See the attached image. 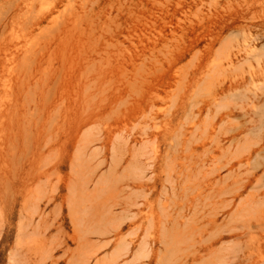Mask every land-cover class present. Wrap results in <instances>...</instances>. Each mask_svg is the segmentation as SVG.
<instances>
[{"label":"rangeland","instance_id":"obj_1","mask_svg":"<svg viewBox=\"0 0 264 264\" xmlns=\"http://www.w3.org/2000/svg\"><path fill=\"white\" fill-rule=\"evenodd\" d=\"M5 131L0 264H264V0H0Z\"/></svg>","mask_w":264,"mask_h":264},{"label":"bare ground","instance_id":"obj_2","mask_svg":"<svg viewBox=\"0 0 264 264\" xmlns=\"http://www.w3.org/2000/svg\"><path fill=\"white\" fill-rule=\"evenodd\" d=\"M12 132V131H11ZM8 136H7V132L5 131V132H3V134H0V147L2 148V147H4V144L6 143V138H7ZM12 137H13V135H12ZM15 137V136H14ZM8 139V138H7ZM14 139V138H13ZM13 139H11V143H12V140ZM16 139V138H15ZM15 139L13 140V142L15 141ZM8 141H10L9 139H8ZM1 153V152H0ZM250 258V257H249Z\"/></svg>","mask_w":264,"mask_h":264}]
</instances>
